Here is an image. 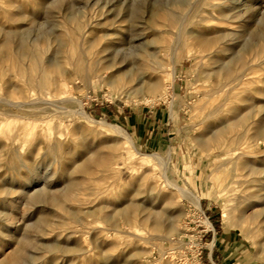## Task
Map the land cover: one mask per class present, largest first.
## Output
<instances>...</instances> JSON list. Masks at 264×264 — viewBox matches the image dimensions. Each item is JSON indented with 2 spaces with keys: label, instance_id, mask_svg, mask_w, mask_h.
<instances>
[{
  "label": "rangeland",
  "instance_id": "rangeland-1",
  "mask_svg": "<svg viewBox=\"0 0 264 264\" xmlns=\"http://www.w3.org/2000/svg\"><path fill=\"white\" fill-rule=\"evenodd\" d=\"M99 1L104 4L112 0ZM125 1H128V5L102 10L100 3L86 9V0H61L52 5L49 0H0V30L13 33L22 29L33 38L43 32H52L54 36L50 38V53H56L63 44H69V47L74 45L73 34L79 28L88 29V24L93 25L89 40L99 38L109 31L110 34L122 29L129 32L137 27L143 42L153 43L150 47H161V64L164 65L157 73V78L162 81L166 97L155 104L114 102L110 88L102 85L99 80L90 87L81 72L73 77L72 82L64 83L65 89L61 92L79 99L83 110L95 121H104L123 129L118 116L156 108L166 120L172 111L170 101L173 95L178 94L181 97V105L176 111L179 123L176 122V126L172 127V130L178 131V136H157V140H160L157 151L140 152L132 136L130 137L134 140L135 150L131 149L111 130L80 119L73 125H56L58 131L69 134V137L62 140L64 148L82 153L83 156L76 161L79 164L91 163L92 167L87 173L73 174L72 177L79 182L76 188L77 199L75 197L70 202L63 203L59 209L47 204H37L34 208L24 205L16 215L12 206L1 207L3 201L0 199V210L4 212L0 219H11L7 222L0 220V264L12 256L19 248L17 243L26 236H30L33 241V246L27 247V252L31 258L35 257L37 260L30 264H48L50 261L53 264H135L133 260L137 255H140V264H159L162 253L165 254L163 262L169 264H264V252L261 249L264 244V222L259 219V231L256 233L236 223L232 226L223 225V216L231 215L238 209L235 208L238 196L234 189L225 182L220 184L229 170L223 167V158L218 153L213 151L207 156L191 143V138L219 135L223 124L247 121L244 127H238L227 135L244 136L246 127L256 128L263 123L264 85L261 82H264V23L258 25L251 21L249 24L241 23L231 28L243 34L237 40L233 51L239 54L243 63L248 64L246 70L237 71V75L242 76L238 91H246L242 92L239 105L232 109L224 105L222 93L216 95L219 84L218 63L225 61L226 57L209 59L208 49L202 51L196 43L185 39L179 59L174 64L171 46L175 45V36L172 30L157 29L158 22H161L157 18V10L160 8L157 2L168 0ZM186 1L188 5L185 8L175 10L179 16L189 15L191 5L196 1L200 2ZM248 1L251 6L259 3L258 8L264 12V0ZM217 3L219 2H213ZM11 4L32 16L34 21L23 24L9 22L10 16L16 14ZM151 13L155 14L154 18H151ZM73 14L79 17L72 22L64 20L65 16L69 18ZM193 21L195 20L192 19L191 22ZM177 29H174L175 33ZM192 29L206 31L203 27ZM157 30L168 32L161 36L157 34ZM216 32L212 29L208 34L214 35ZM3 35L5 33L1 34L0 44L4 39ZM45 42L47 40L39 48H46ZM13 48V44L8 45L10 52ZM66 69L70 73L74 72L72 67ZM174 69L175 77L172 76ZM238 82L239 80L234 85ZM210 113H215L216 116L209 119ZM124 132L127 133L125 130ZM46 137L47 134L25 136L12 143L4 138L0 145H14L15 148L25 145L28 151L23 157L29 159L30 153L34 151L33 145H43L40 154L48 150L51 141H47ZM253 146V143L245 142L237 152L241 163L246 166L242 174H246L247 180L263 181L264 145L260 149ZM167 153L171 154L169 181L193 191L200 199L202 212L195 210L190 203L180 200L164 187L159 162L155 156L165 158ZM12 157V154L6 152L2 161L7 164ZM39 160L37 165L42 163V159ZM251 168L255 169L254 174L249 172ZM22 173L25 174L26 171L23 170ZM4 174L12 177V173L6 172V167L2 168L0 176ZM62 180L60 189L67 185L66 182L71 180V176L63 177ZM243 207L244 205L240 208ZM62 208H66V211ZM261 208L264 207L257 210ZM121 209L128 210V225L117 220ZM87 210H94L95 217L85 216L83 213ZM246 211L253 215V211L247 208ZM71 212L77 213V217L72 218L69 215ZM7 213L11 216H7ZM206 219L212 228L205 227ZM36 223H40L39 230L27 227ZM84 225H88L89 230L84 229ZM117 225L124 232L122 235L114 231ZM170 226H175L182 232L181 236L172 237L176 243L173 247L168 242L157 239L161 231ZM36 242L57 243L62 248L69 246L76 251L93 249L78 257L74 254L43 251L35 247Z\"/></svg>",
  "mask_w": 264,
  "mask_h": 264
},
{
  "label": "bare ground",
  "instance_id": "bare-ground-1",
  "mask_svg": "<svg viewBox=\"0 0 264 264\" xmlns=\"http://www.w3.org/2000/svg\"><path fill=\"white\" fill-rule=\"evenodd\" d=\"M60 1L49 0V3L52 5ZM214 1L219 3L213 4ZM225 1L227 2L222 3L220 0L196 1L191 5L190 14L184 16H179L175 10L185 8L188 5L186 0L157 2L160 6L157 10V18L161 20L157 24V29L172 30L175 36V45L171 46L174 64L179 59V54L182 51L181 45L185 39L196 43V46L202 51L208 49L209 59H215L217 56L226 57L225 61L218 63L219 84L216 88V95L222 93L224 105L235 109L239 105L242 92L246 91H238L242 84V76H238L237 71L239 69L246 70L248 64L243 63L239 54L233 51L237 40L243 34L231 28L241 23L249 24L251 21L262 25L264 12L258 8L260 7L259 3L251 6L248 0L246 2L241 0ZM100 2L99 0H86L85 8H93ZM121 5H128V1L112 0L99 7L103 10ZM11 8L16 10V14L10 16L9 22L23 24L34 21L32 16L23 13L19 7L11 4ZM151 14V18H154L155 14ZM76 17L79 16L73 14L69 18L65 16L64 20L72 22ZM192 19L195 21L191 22ZM192 27H203L206 31H195ZM175 28H178L176 33L174 32ZM212 29L217 32L214 35L208 34ZM138 31L137 27L129 32L122 29L120 32L110 34L109 31L99 38L89 40V36L93 32V25L88 24V29L82 27L73 34L74 45L71 44L69 47V44H63L60 45L56 53H50V38L54 36L52 32H43L33 38L22 29L13 33L0 30V37L5 33L0 44V143L4 138L12 143L25 136L38 134H47V141H51L44 154H40L43 145H33L34 151L30 153L29 159L23 157L28 151L25 145H19L18 148H15L14 145H0V172L3 167H6V172L12 173V177L6 174L0 176V199L3 201L1 207L12 206L13 213L18 215L20 208L24 205L34 208L37 204H47L59 209L63 203L70 202L75 197L77 199L76 188L79 182L72 176L73 174L87 173L92 164L85 162L79 164L76 161L83 154L64 148L62 140L69 137V134L58 131L56 125L60 124L62 127L73 125L80 119L111 130L131 149L135 150L134 140L123 129L90 118L83 110L82 102L79 99L68 97L65 92L61 91L65 89V82H72L73 77L81 72L84 73V79L90 87L96 80H99L102 85L110 88L114 102H131L139 105L155 104L163 100L166 97V92L161 79L157 78V73L164 65L161 64L163 51L161 47L158 48L155 45L153 46L155 48L150 47L153 43L143 42ZM168 31L157 30V34L165 36ZM44 40H47L46 48H39ZM9 44L14 45L12 52L8 49ZM66 67L74 68V72L70 73ZM175 75L174 69L172 76L175 77ZM238 80L237 85H234ZM261 84L264 85V82ZM180 105L181 97L174 94L170 101L171 119H175L176 111ZM215 116V113H210L208 118L211 119ZM246 122L223 124L219 135L205 136L199 139L191 138V143L207 156L213 151L218 153L223 158V167L229 170L228 174L221 179L220 184L225 182L234 189L235 195L238 196L235 208L238 207V209L234 210L231 215L223 216V225L232 226L236 223L240 227L256 233L259 231V219L264 222V208L257 210V208L264 207V179L263 181L262 179L260 181L247 180L246 174H242L246 166L241 163L237 152L245 142L253 143L255 149H260L264 145V141H262L264 140V120L263 123L257 124L256 128L249 124L250 127H246L244 136H227L238 127H244ZM73 129L75 128L73 127ZM6 152L12 154L13 157L7 164L5 163V166L2 160ZM49 157L51 160H48ZM40 158L42 163L37 165ZM155 159L159 162L160 176L164 187L180 200L190 203L195 210L202 212L200 199L193 191L181 188L169 181L171 154L167 153L165 158L155 156ZM23 170L26 171L25 174L22 173ZM249 172L254 174L255 169L251 168ZM70 176L71 180L66 182L67 185L64 188L60 189L62 178ZM254 183L257 185L252 186L251 184ZM243 205L244 207L241 209L240 207ZM246 208L253 211V215H249ZM62 209L66 211V208ZM83 214L95 217L94 210H87ZM118 214V221L127 225L130 223L128 210L121 209ZM6 215L11 216L9 213ZM69 215L72 218L77 217V213L71 212ZM1 216H4V212L0 210ZM0 220L7 222L11 219ZM52 225L56 226V224ZM204 225L207 229L212 228L207 219L204 221ZM27 227L31 230H39L40 223L29 224ZM83 228L89 230L88 225H84ZM114 231L116 234L124 233L119 225L114 227ZM260 231L262 230L260 229ZM73 232L77 233L75 230ZM181 234L182 232L177 227L170 226L164 228L157 239L168 242L173 247L176 243L173 242L172 237L174 235L179 237ZM17 244L19 248L8 260H4L3 264H30L37 261L35 257L31 258L27 252V247L33 246L30 236L24 237ZM35 247L49 253L60 252L74 254L78 257L84 256L93 249L76 251L73 247L62 248L57 243L43 244L40 242H36ZM261 249L264 252V244L261 245ZM164 256L165 254L162 253L161 260L158 261L159 264H169L163 262ZM135 258L133 260L135 264H140V255ZM53 263L50 261L48 264Z\"/></svg>",
  "mask_w": 264,
  "mask_h": 264
},
{
  "label": "crops",
  "instance_id": "crops-1",
  "mask_svg": "<svg viewBox=\"0 0 264 264\" xmlns=\"http://www.w3.org/2000/svg\"><path fill=\"white\" fill-rule=\"evenodd\" d=\"M133 113V112H132ZM116 118V117H115ZM120 119L121 127L136 141V146L140 152L149 150L157 151V136H178V131L172 130L179 120L177 113L175 119H171V112L166 120L161 112L152 109H145L133 114H124ZM174 129V128H173ZM167 132V134H165Z\"/></svg>",
  "mask_w": 264,
  "mask_h": 264
}]
</instances>
